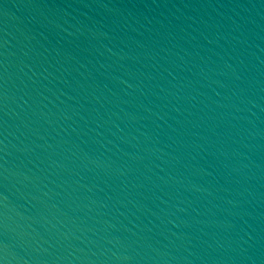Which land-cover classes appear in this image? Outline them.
Instances as JSON below:
<instances>
[{
    "label": "water",
    "instance_id": "water-1",
    "mask_svg": "<svg viewBox=\"0 0 264 264\" xmlns=\"http://www.w3.org/2000/svg\"><path fill=\"white\" fill-rule=\"evenodd\" d=\"M0 264H264V0H0Z\"/></svg>",
    "mask_w": 264,
    "mask_h": 264
}]
</instances>
